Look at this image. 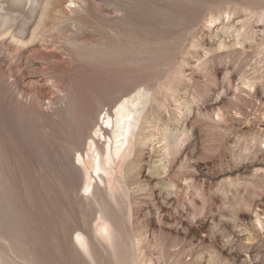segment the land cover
<instances>
[{
	"label": "rangeland",
	"instance_id": "1",
	"mask_svg": "<svg viewBox=\"0 0 264 264\" xmlns=\"http://www.w3.org/2000/svg\"><path fill=\"white\" fill-rule=\"evenodd\" d=\"M0 264H264V0H0Z\"/></svg>",
	"mask_w": 264,
	"mask_h": 264
},
{
	"label": "bare ground",
	"instance_id": "2",
	"mask_svg": "<svg viewBox=\"0 0 264 264\" xmlns=\"http://www.w3.org/2000/svg\"><path fill=\"white\" fill-rule=\"evenodd\" d=\"M62 5L63 2L61 1L60 6L62 7ZM12 38L14 39L16 44L21 45L23 43L20 38L18 39L15 36H12ZM145 96L146 95L144 93L138 91L134 96L132 95V97L130 98H127L123 101L120 99L121 101L118 102L115 107H113L115 118L114 121H111L109 111L105 113V117H107L105 121L106 125H113L115 123L117 127V134L115 136L117 141L115 143L116 145L114 149L108 148L107 151H102L98 147L97 142L94 140V138H90L84 151H76V162L79 164L82 170L83 187L87 191H89L92 187L94 188L91 179V172H95L97 174L102 173L105 176L106 179L103 178L102 175H99V179L107 181L111 193H117L121 189L122 185L117 180V175L121 174L122 172L121 161L126 157L127 153L131 151V147L133 144L132 136L134 126H136V122L139 119L137 118V116L140 112V106H142L145 102ZM99 132L100 129H98V131H95L94 133L97 135ZM178 143V139L176 142L167 139L165 141V144L167 146L169 145V148H166L164 151L175 150V147L178 145ZM94 152H96L97 155H94ZM117 161L119 163L118 168L116 165ZM255 205H257L256 202ZM242 216L245 215L242 214ZM98 218L100 219L99 215ZM95 231L96 233H99L100 236H104L106 239L110 238L109 228L104 224L97 225ZM76 239L78 240L79 244L86 249V251H90V246L92 244V238L90 236L79 233L76 236Z\"/></svg>",
	"mask_w": 264,
	"mask_h": 264
}]
</instances>
